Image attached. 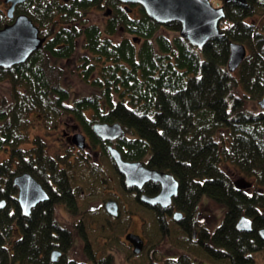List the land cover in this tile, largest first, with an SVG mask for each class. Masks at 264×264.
I'll return each mask as SVG.
<instances>
[{"label":"trees","instance_id":"1","mask_svg":"<svg viewBox=\"0 0 264 264\" xmlns=\"http://www.w3.org/2000/svg\"><path fill=\"white\" fill-rule=\"evenodd\" d=\"M2 1L0 29L13 21ZM215 1L224 9L222 36L202 48L179 35V22L159 24L142 7L129 15L117 0H105L103 7L99 0L16 5L14 13L28 16L44 42L24 62L0 67V83L7 84L0 92V264H116L120 253L125 264H190L195 258L254 264V254L264 252L257 234L264 226V109L244 107L264 95V22L250 21L264 16V4ZM95 4L112 7L103 26L86 20ZM231 42L248 48L235 72L227 68ZM68 77L83 87L73 92ZM32 114L45 129L63 119L64 126L77 127L96 155L70 145L47 154L38 135L30 139ZM95 122H119L125 135L102 140L92 130ZM108 144L126 161L172 174L178 189L171 205L150 209L128 194L122 212L109 215L98 201L113 197L121 177ZM230 167L243 176L241 188L233 184ZM22 172L31 173L49 196L27 216L12 182ZM158 190L155 182L143 187L148 196ZM203 196L225 212L212 231L203 226L193 238ZM58 209L64 221L57 219ZM172 210L183 212V219L173 220ZM242 214L252 219L249 231L235 227ZM134 215L142 218L146 240L138 254L122 240ZM164 241L180 253L163 256L164 249L159 257L156 249ZM76 243L82 259L70 252ZM53 249L60 251L55 261Z\"/></svg>","mask_w":264,"mask_h":264},{"label":"water","instance_id":"2","mask_svg":"<svg viewBox=\"0 0 264 264\" xmlns=\"http://www.w3.org/2000/svg\"><path fill=\"white\" fill-rule=\"evenodd\" d=\"M24 0H3L9 4L7 16L13 17L15 5ZM123 3L138 4L144 12L154 21L160 24L177 21L180 24L179 34L191 45L202 48L204 44L214 38L222 36L219 31L218 22L224 17L222 6L213 7L209 0H119ZM264 4V0H257ZM126 8V7H125ZM127 12L131 10L127 9ZM43 39L38 36V28L24 14L15 17L13 23L5 25L0 29V67L9 68L15 64L24 62L29 55L37 50ZM245 47L240 43H230V51L227 60V68L230 72L235 71L245 56ZM260 108L264 109V95L257 101ZM96 136L102 140L113 141L125 135V130L119 122L105 123L97 122L92 125ZM72 142L79 149L87 146L85 136L75 133L71 137ZM107 149L113 159L118 171L123 174L127 186L141 187L148 181L157 182L160 190L155 196L142 195L141 200L154 205L159 204L162 208L171 204L173 196L177 193L178 181L167 172L149 169L141 162H129L122 159L117 148L108 145ZM13 184L17 187V203L21 214L27 216L32 208L48 199L46 191L41 184L29 172H23L14 176ZM4 201H0V208ZM105 210L110 215H117V206L114 201L105 203ZM173 217L177 220L181 212H175ZM236 229L251 230V219L242 215L235 224ZM264 239V227L257 231ZM194 235V232H193ZM132 245L133 252L141 251L143 241L138 235L128 234L125 237ZM60 255L58 249L51 251L50 258L55 261ZM190 264H199L191 262Z\"/></svg>","mask_w":264,"mask_h":264},{"label":"rangeland","instance_id":"3","mask_svg":"<svg viewBox=\"0 0 264 264\" xmlns=\"http://www.w3.org/2000/svg\"><path fill=\"white\" fill-rule=\"evenodd\" d=\"M209 1L212 2L214 5L221 6L215 0H209ZM85 16H86V20L89 23H94V24H97L99 26L104 25V21L106 18V14H105L104 9H99V8L93 7V6H89L87 8V11L85 12ZM250 21L260 24L261 22H264V16L262 17L261 14H255L253 17L250 18ZM161 32L167 33V31L165 29H161ZM65 84L69 85L73 92L76 91V89L83 87L81 82L78 81L76 77H68V79L65 80ZM6 88H7L6 83H4V82L0 83V92L5 91ZM244 107L247 109L251 108V109L259 110V107L257 106L255 101L254 102L246 101ZM31 120H32L31 126L29 129L30 139H32L33 137L38 135L41 138V140L44 142L43 144L45 145L46 153L51 154V155H57L59 153L61 154L65 151V146H67V144H66L64 137H63V134H62V132L64 130L65 131L71 130L72 133L81 132L77 127H73L71 129L69 127L64 126V124H63L65 121L64 119L59 120L54 129H45L43 121L40 120L38 117H35L34 114L31 115ZM28 146L29 145H27V147ZM89 154H90V156L96 155L93 152H92V154L89 152ZM230 170L232 172L231 174H232L233 180H235L236 184H239L241 179H242L241 177H243V176L240 173H238L237 171H235V169L233 167H230ZM115 187L116 186L112 187L111 191L119 192V190L116 191ZM104 200L99 199L98 202H101L103 204ZM121 204H122V201H120L119 206ZM126 206L128 207V205H126ZM122 208L120 209L121 212H122ZM197 211H200L203 213V226L206 227L208 231H212L216 226H218L222 222L224 212H225V208L222 205H220V206L215 205L208 197L203 196L202 199L200 200L199 207H198ZM196 214H194V217L196 216ZM118 215H119V213H118ZM56 217L58 220L64 221V219L66 218L65 212L58 209L56 212ZM135 217L132 218L131 223H130V227L127 231L128 232L130 231V232H133L135 234L144 236V231H142V227L144 225H142L141 220L138 217H136V218ZM190 222H191L190 224H192L191 220H190ZM197 235L199 236V233ZM196 236H195V238H196ZM158 249H159V251H158ZM164 249H165V251H164ZM142 250H144V249H142ZM163 251H164L163 256L173 255V254L178 255V253H180V250H178L177 248H174V246H172L171 243L168 241H164V243H162L156 249V253L159 255V257H160V252H163ZM70 252L75 253V255L77 257H79V259H82L81 247L77 243L74 244V246L71 248ZM191 258L193 259L195 257L191 256ZM116 259H117L116 264H125L124 259H123V255L121 253L119 255L117 254ZM156 259L157 258L155 257L154 260L156 261ZM194 260L197 261L199 259L195 258ZM254 262H255L254 264H264V252L254 254ZM199 263L203 264L204 263L203 259H200ZM206 264H208V263L206 262Z\"/></svg>","mask_w":264,"mask_h":264},{"label":"flooded vegetation","instance_id":"4","mask_svg":"<svg viewBox=\"0 0 264 264\" xmlns=\"http://www.w3.org/2000/svg\"><path fill=\"white\" fill-rule=\"evenodd\" d=\"M24 1H26V0H24ZM23 1V2H24ZM100 1V7H103L104 6V2H105V0H99ZM23 2H21V3H23ZM21 3H19V4H21ZM115 5L117 6V7H120V8H122V9H124L126 12H127V10H126V8L127 9H129V10H131V12H127V14H129V15H138L139 14V9H138V5H136V4H130V3H123V2H121V1H119V0H117V2L115 3ZM98 5L97 4H95V5H93V7H97ZM16 7V6H15ZM126 7V8H125ZM104 10H105V14H106V18H105V21H104V23L106 22V20H107V18L111 15V12H112V7H110V8H104ZM14 12H15V8H14ZM17 15H19V14H15V13H13V18H15ZM39 36H40V34H39ZM41 37V36H40ZM44 39V38H43ZM72 133V131L71 130H68V131H63L62 132V134H63V137H64V140H67V142H66V144L67 145H70L71 147H73V149L75 150H78L77 148H75L73 145H71L72 144V142L70 141V134ZM70 143V144H69ZM89 147V146H88ZM88 147L87 148H85V149H83L82 151H89V149H88ZM90 153H92L93 151H89ZM94 153V152H93ZM114 172L117 174V176H120L121 177V180H119L118 181V185H117V187H115V189H116V191L117 190H119V192H114V191H112V194H113V197H108V198H106L105 200H104V203H103V206H105V203L107 202V201H114L115 203H116V206H117V213H121V205L119 206V203H120V201H123L124 199H125V197H127V196H129L128 194H131V197L133 198V200H135V201H137L140 205H142V206H146V207H149L150 209H155V207L156 208H162V207H160V205H158V204H154V205H151V204H148V203H145V202H143L142 200H141V196L142 195H147L145 192H143V187L144 186H146L150 181H148V182H146V183H144L140 188L139 187H136V186H127L126 184H125V182H124V176H123V174H121L119 171H118V169L116 168V166H115V169H114ZM235 180H233V184L236 186V187H242L243 186V180H241L240 181V183L239 184H236V182H234ZM247 185H250V184H247ZM42 186V185H41ZM43 187V186H42ZM44 189V188H43ZM45 190V189H44ZM129 190V191H128ZM159 190H160V186H159ZM159 190L157 191V193L159 192ZM46 191V190H45ZM46 193H47V191H46ZM156 193V194H157ZM156 194H153V195H151V196H155ZM47 195H48V193H47ZM49 197V196H48ZM124 207H126V205L124 206ZM105 208V207H104ZM175 211H177V210H172V213H171V215H172V219L173 220H175V221H179L180 219H183V212H181V211H179V212H181V217L179 218V219H175L174 217H173V213L175 212ZM138 217L140 220H141V223H142V218L141 217H139L138 215H134V217ZM135 217V218H136ZM249 217V216H248ZM250 218V217H249ZM251 219V218H250ZM194 222L196 223V228L193 230V231H195V236L198 234V233H200L201 232V229H203V213L202 212H197V214H196V216L194 217ZM251 224H252V219H251ZM262 227H264V226H262ZM262 227H259L258 229H257V231L260 229V228H262ZM193 231H192V233H193ZM128 234H131V235H138V234H135V233H133V232H126L125 234H124V236L122 237V240L124 241V243L126 244V246H128V248H130V250L133 252V245L128 241V240H126L125 239V236L126 235H128ZM258 234V233H257ZM141 239H142V241H143V247H142V249H144V247H145V242H146V240H145V238H144V236L143 235H138ZM141 249V250H142ZM141 252V251H140ZM138 254V253H137Z\"/></svg>","mask_w":264,"mask_h":264}]
</instances>
